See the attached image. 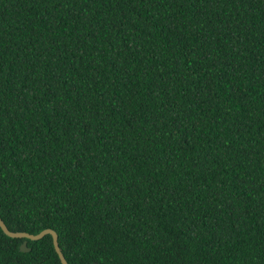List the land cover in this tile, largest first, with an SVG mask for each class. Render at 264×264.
<instances>
[{
    "label": "trees",
    "instance_id": "16d2710c",
    "mask_svg": "<svg viewBox=\"0 0 264 264\" xmlns=\"http://www.w3.org/2000/svg\"><path fill=\"white\" fill-rule=\"evenodd\" d=\"M0 218L69 264H264V0H0ZM0 227V264H63Z\"/></svg>",
    "mask_w": 264,
    "mask_h": 264
},
{
    "label": "water",
    "instance_id": "95a60500",
    "mask_svg": "<svg viewBox=\"0 0 264 264\" xmlns=\"http://www.w3.org/2000/svg\"><path fill=\"white\" fill-rule=\"evenodd\" d=\"M0 227L2 229V231L4 232L5 235H7L10 238H14V239H26L24 241V243L21 245V251L24 253H28L31 251V249L28 247V240L31 241H38V240H42L45 237L52 235L54 238V243H55V247L56 250L61 258V261L63 264H69L61 246H60V237L59 234L52 229H48L45 230L44 232H41L37 235H33V234H29L26 232H12L9 230V228L7 227V225L4 223V221L0 218Z\"/></svg>",
    "mask_w": 264,
    "mask_h": 264
}]
</instances>
